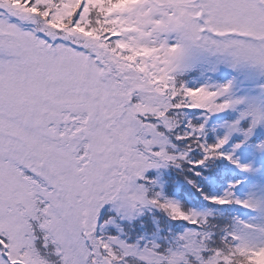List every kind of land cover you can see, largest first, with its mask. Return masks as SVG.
I'll return each instance as SVG.
<instances>
[{"label":"snow or ice","instance_id":"obj_1","mask_svg":"<svg viewBox=\"0 0 264 264\" xmlns=\"http://www.w3.org/2000/svg\"><path fill=\"white\" fill-rule=\"evenodd\" d=\"M0 264H264V0H0Z\"/></svg>","mask_w":264,"mask_h":264}]
</instances>
